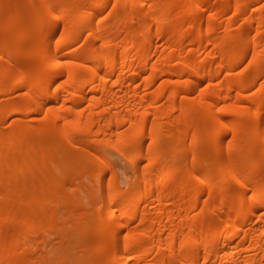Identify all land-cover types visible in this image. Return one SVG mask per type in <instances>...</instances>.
Here are the masks:
<instances>
[{
  "label": "bare ground",
  "instance_id": "6f19581e",
  "mask_svg": "<svg viewBox=\"0 0 264 264\" xmlns=\"http://www.w3.org/2000/svg\"><path fill=\"white\" fill-rule=\"evenodd\" d=\"M49 262L264 264V0H0V264Z\"/></svg>",
  "mask_w": 264,
  "mask_h": 264
},
{
  "label": "rangeland",
  "instance_id": "374dc122",
  "mask_svg": "<svg viewBox=\"0 0 264 264\" xmlns=\"http://www.w3.org/2000/svg\"><path fill=\"white\" fill-rule=\"evenodd\" d=\"M29 40L30 39L25 40V41H27L29 44V42H30ZM88 111L89 110L87 107H84L82 109L77 108L74 110V114L77 112L87 113ZM100 147L102 148L103 151L105 150L106 155H107V153L109 154V155H107L108 158L112 159V162L114 164L115 173H116L115 177L117 176L118 179L120 180V182L123 183L124 186H127V184L124 183L125 180H128L129 182H133L135 180V172L133 171L132 165L130 164V162L128 160L120 157L118 153L113 151V149L111 151L110 149H108L107 147H104L102 145H100ZM77 148H79V147H77ZM109 176H110L109 172L98 173V172L94 171V173H92V174L83 172L79 175V178H78L79 181H83L85 183L84 190L80 191L81 196H83V200H85V202L88 203L89 207H91V208H92L91 204L92 205L94 204V206L96 205V206L100 207L99 217H101V216L104 217L103 214H106L105 210L102 209V207H101V205L103 203V198H102V185L103 184L102 183L104 180H107L109 178ZM71 236H72L71 238L69 237L67 239V243L65 242L66 244L63 242H60V240L57 238L54 239V241L50 247L55 249V250L63 249L62 251H65V253H73V254L74 253L75 254L85 253V251L87 250V252H86L87 256L90 255L89 249L91 248L90 245L92 244V242H94L93 237L82 236L80 233V230H77V229L71 231ZM38 249L39 250L36 252V254H40V252H42L45 249L44 245L39 243ZM50 264H53V263H50ZM67 264H72V262H67Z\"/></svg>",
  "mask_w": 264,
  "mask_h": 264
}]
</instances>
